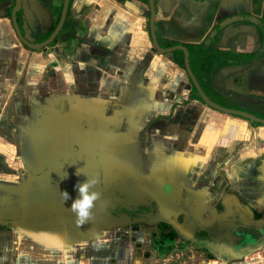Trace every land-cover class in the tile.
<instances>
[{"label":"crops","instance_id":"crops-1","mask_svg":"<svg viewBox=\"0 0 264 264\" xmlns=\"http://www.w3.org/2000/svg\"><path fill=\"white\" fill-rule=\"evenodd\" d=\"M192 1L0 0V264H264V0Z\"/></svg>","mask_w":264,"mask_h":264},{"label":"clouds","instance_id":"clouds-1","mask_svg":"<svg viewBox=\"0 0 264 264\" xmlns=\"http://www.w3.org/2000/svg\"><path fill=\"white\" fill-rule=\"evenodd\" d=\"M80 172L77 169V174ZM66 176V173H64ZM97 183L95 177H87L82 182H76L73 187L78 195L71 200L69 210L75 216V223L77 225L83 224L90 216V210L93 207L94 201L99 198V193L93 190V186ZM63 200L69 198V193L65 190L60 191Z\"/></svg>","mask_w":264,"mask_h":264},{"label":"water","instance_id":"water-1","mask_svg":"<svg viewBox=\"0 0 264 264\" xmlns=\"http://www.w3.org/2000/svg\"><path fill=\"white\" fill-rule=\"evenodd\" d=\"M149 1V5H150V12H151V16L153 15V8H154V4H153V0H148ZM68 2L69 0H64L63 1V5H62V9H61V13H60V17H59V21L55 27V29L52 31V33L48 36V38H46L44 41H41V42H38V43H30V42H27L24 37L21 35L20 31H19V28H18V25H17V22H16V12L17 10L20 8V4H21V0H15V5H14V9H13V21H14V25H15V28H16V31L19 35V37L25 42L27 43L28 45L32 46V47H40V46H43V45H46L48 43H50L54 37L57 35V33L59 32V30L61 29L63 23H64V20L66 18V12H67V8H68ZM183 50H184V53H185V66H186V69L188 71V74L190 75L198 93L201 95V97L209 104L213 105V106H216V107H219V108H222V109H225V110H228L226 108H223L217 104H215L214 102H212L205 94L204 92L202 91L198 81L196 80L191 68H190V65H189V59H188V51L186 50L185 47L183 46H180ZM240 114H244V115H247L249 116V114L247 113H242V112H239Z\"/></svg>","mask_w":264,"mask_h":264},{"label":"rangeland","instance_id":"rangeland-1","mask_svg":"<svg viewBox=\"0 0 264 264\" xmlns=\"http://www.w3.org/2000/svg\"><path fill=\"white\" fill-rule=\"evenodd\" d=\"M43 1H46V4H47V6L50 4V2H51V0H43ZM183 2H182V4L180 5V11L182 12V13H188V11H189V13H191L192 11H191V8H190V6H191V3H193V1L192 0H182ZM191 1V2H190ZM52 2H53V4L54 5H51L50 4V8H52V12H53V16H54V19L57 21V16H58V14H59V11L61 10V7H62V3H63V0H52ZM200 6V5H199ZM69 16H67L66 15V22H70L71 20H70V18H68ZM56 25V22L54 23V26ZM72 29V27L68 30V31H65V30H59V32H58V35H56V40L53 42V43H55V42H57V41H60V40H63L64 38H67V35L69 34V35H71V36H73L74 35V32L75 31H73V29ZM71 31H72V33H71ZM70 36V37H71ZM69 37V38H70ZM147 227H151L150 226V224L148 225L147 224ZM156 227V226H155ZM169 228H166L164 231H166V232H168L169 230H168ZM153 232V235L156 237V238H154V241L155 242H162V240H161V238H160V233L162 232V229L161 228H159V229H157V231L155 232V230L154 231H152ZM156 234H159V236L157 237V235ZM191 243V245H193V246H195V248H200V249H205V247H204V245H202V243H199L198 241H192V242H190ZM189 244L187 243V246H185V250H188V249H190V246H188ZM177 246V245H176ZM160 247L162 248V246L160 245ZM163 248H164V250H165V252H163L162 251V249L159 251V253H158V255H160V256H162V255H165L166 256V254L167 253H171V248H172V245H170V244H168V245H166L164 242H163ZM181 249H183V247H181ZM189 251V250H188ZM164 253V254H163Z\"/></svg>","mask_w":264,"mask_h":264},{"label":"trees","instance_id":"trees-1","mask_svg":"<svg viewBox=\"0 0 264 264\" xmlns=\"http://www.w3.org/2000/svg\"><path fill=\"white\" fill-rule=\"evenodd\" d=\"M71 1V0H70ZM70 1H69V4L68 6L70 5ZM20 11L21 9H19L16 13H17V17H19V14H20ZM59 16H60V11H59V14H58V18H57V21H56V24L59 20ZM71 28V23L70 22H64L63 25H62V28L61 30H65V31H68L69 29ZM72 30V29H71ZM72 33V31H71ZM71 35H67V38H69ZM56 40V36L54 37V39L52 40L51 43H53L54 41ZM186 47L188 48L189 50V58H190V64L191 62L193 61V57L194 58H201L203 56L206 55V51H202L201 50V47L196 45V44H187ZM174 52H177L181 55V59L179 60L180 64L184 67V60H183V52L181 49H175ZM258 55V54H255V56ZM244 58L243 60H250L254 57V54H248V55H242ZM194 91L195 90V87H194ZM160 228L162 229V232H161V238L162 239H172L174 236H175V232L173 230H170L168 232H163V230H165L166 228H168V225L165 224V223H161L160 224Z\"/></svg>","mask_w":264,"mask_h":264}]
</instances>
